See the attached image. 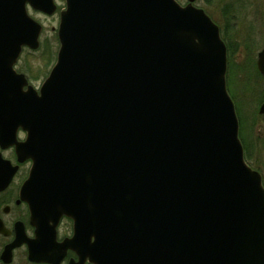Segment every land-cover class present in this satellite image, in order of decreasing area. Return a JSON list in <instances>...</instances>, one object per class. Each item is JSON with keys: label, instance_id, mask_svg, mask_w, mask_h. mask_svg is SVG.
I'll list each match as a JSON object with an SVG mask.
<instances>
[{"label": "water", "instance_id": "water-1", "mask_svg": "<svg viewBox=\"0 0 264 264\" xmlns=\"http://www.w3.org/2000/svg\"><path fill=\"white\" fill-rule=\"evenodd\" d=\"M193 1L65 0L37 93L13 65L39 45L26 5H56L0 0V139L21 126L31 179L52 168L82 184L55 202L41 185L36 245L54 243L66 213L77 264H264L261 175L243 157L219 28Z\"/></svg>", "mask_w": 264, "mask_h": 264}, {"label": "flooded vegetation", "instance_id": "flooded-vegetation-1", "mask_svg": "<svg viewBox=\"0 0 264 264\" xmlns=\"http://www.w3.org/2000/svg\"><path fill=\"white\" fill-rule=\"evenodd\" d=\"M233 48V53H235L236 49L235 47ZM263 48L264 46L260 47L254 53L255 55L253 52L250 54L249 61L244 66L245 70H241L240 64L234 69L233 65L237 63L233 60L234 58L232 59V55L230 58L231 61H229L227 66L226 78L229 82L232 81L234 85L236 84L238 86L235 91V96L241 118L244 122L243 124H246L247 115L241 106L243 105L241 102H244L245 98L249 99V96L250 98L258 97L256 104L257 114L258 116L260 114L261 116L264 115V111H260L261 105L264 102V89L262 87L260 88L264 82V73L259 70L257 65L258 53ZM24 49H22L23 51L13 65V68L17 73H22L27 79L28 84L38 91L41 84L36 86L33 83L32 79L34 78L31 77L32 75L19 66L20 57L24 53ZM237 53L238 55H242V51ZM40 79L38 78V80ZM246 81H249V83L247 82L248 84L254 81V83H259V85L258 87H250L248 89L244 85L239 86L240 83ZM23 89H26V85ZM238 97H240V102ZM245 129H248V126L244 125L243 127L244 142L246 140L244 138ZM26 138L27 131L21 126H17L11 143L0 139V264H77L79 261L77 253L66 243L73 235V218L66 213L60 214L54 225V243L50 244L48 248H44L35 243L36 213H34V209L36 200L35 193L41 189L42 184L49 195V199L53 202L56 201L55 193L67 190L69 191V200L72 201L73 194L82 188V184L74 180H67L66 178L63 180L61 175L59 181L52 179L53 176L57 175V173L53 172L52 168L48 169L49 172L42 181H34L31 179L30 174L33 168V160L27 156L22 147ZM243 139L241 140L242 144ZM243 150L246 161L252 164V158L250 157L252 152H249L247 141L246 144H243ZM25 185L26 194L23 192ZM76 209L77 207L75 206L74 208L72 205L69 208L70 211H76ZM46 219L47 225L51 226L54 215H49ZM83 264L92 263L88 259H85Z\"/></svg>", "mask_w": 264, "mask_h": 264}, {"label": "rangeland", "instance_id": "rangeland-1", "mask_svg": "<svg viewBox=\"0 0 264 264\" xmlns=\"http://www.w3.org/2000/svg\"><path fill=\"white\" fill-rule=\"evenodd\" d=\"M177 1L181 4L186 3V0ZM55 2L58 10L64 6V0H55ZM194 5L204 9L219 25L220 30L223 29L224 38L230 47H235L236 52L242 51V55L236 52L232 54V59L234 58L233 60L237 63L236 65L232 63V65L235 69L240 64L241 70H245L244 66L249 61L250 54L252 52L254 54L264 46V0H194ZM58 10L52 15H44L32 9L28 11L30 16L42 25L39 36L40 46L34 51L25 48L20 57L19 66L32 75L36 86L41 84L43 77L55 61L59 46L56 36L59 21ZM38 78L41 79L38 80ZM247 82L249 83L246 81L245 84L240 83L239 86L244 85L248 89L259 85L254 81L250 84ZM261 87L264 89V82ZM236 88L238 86L232 83V92H235ZM238 100L240 102V97ZM257 100V96L253 98L249 96V99L245 98L244 102H241L243 104L241 106L247 115L246 124H244L248 126V129L244 130L245 144L247 141L249 152H252L250 155L252 166L260 171L264 180V115L258 116L257 114Z\"/></svg>", "mask_w": 264, "mask_h": 264}, {"label": "trees", "instance_id": "trees-1", "mask_svg": "<svg viewBox=\"0 0 264 264\" xmlns=\"http://www.w3.org/2000/svg\"><path fill=\"white\" fill-rule=\"evenodd\" d=\"M220 33H221L222 39L224 40L225 39L224 38L225 33H224L223 29L220 30ZM230 33H233V32L230 31ZM226 48H227V54H228V57L227 58H228V64H229V61H231L230 58H231V55H232V53L234 51V48L233 47H230V44L229 43H226ZM231 87H232V81L229 82V85H228V79H227V90H228V92H229V94H230L231 98L233 99L234 104L236 106V114H237V117H238L240 129H241V131H239V136L241 137V140H242L243 139V127H244V124L243 123L244 122H243V120L241 118V114H240L239 109H238V103H237V99H236V96H235V92H232ZM244 143L245 142H244V139H243V144ZM251 166H252V164H251ZM252 167H254V166H252Z\"/></svg>", "mask_w": 264, "mask_h": 264}]
</instances>
